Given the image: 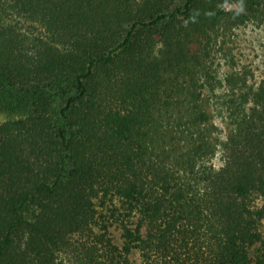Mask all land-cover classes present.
Instances as JSON below:
<instances>
[{
  "label": "trees",
  "instance_id": "16d2710c",
  "mask_svg": "<svg viewBox=\"0 0 264 264\" xmlns=\"http://www.w3.org/2000/svg\"><path fill=\"white\" fill-rule=\"evenodd\" d=\"M248 24L264 0H0V264H264V70L220 44Z\"/></svg>",
  "mask_w": 264,
  "mask_h": 264
},
{
  "label": "rangeland",
  "instance_id": "374dc122",
  "mask_svg": "<svg viewBox=\"0 0 264 264\" xmlns=\"http://www.w3.org/2000/svg\"><path fill=\"white\" fill-rule=\"evenodd\" d=\"M220 44L222 45V52L224 56L229 58L227 64L228 66L225 65L226 68H229L230 66H247L252 69L256 78L261 76L264 70V33L259 28L253 24H248L227 29L225 31L224 41ZM16 115V111L0 107V123L8 117ZM214 120L218 123L220 130H225L218 118L214 117ZM214 162L219 165L220 161L218 156H216ZM100 204L101 203L97 201L99 210L106 211V208H102V205ZM110 220L111 219H108L109 234L113 238L114 243L121 246L123 242L121 228L115 221L111 222ZM130 256L134 261L140 262V256L137 250H133ZM63 264L74 263L67 256H65Z\"/></svg>",
  "mask_w": 264,
  "mask_h": 264
}]
</instances>
